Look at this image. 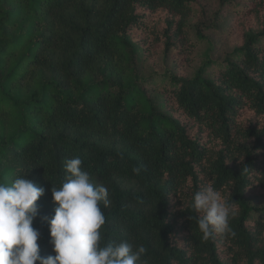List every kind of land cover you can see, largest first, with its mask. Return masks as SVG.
<instances>
[{
  "label": "trees",
  "instance_id": "16d2710c",
  "mask_svg": "<svg viewBox=\"0 0 264 264\" xmlns=\"http://www.w3.org/2000/svg\"><path fill=\"white\" fill-rule=\"evenodd\" d=\"M194 3L0 0V182L28 173L45 189L33 222L42 257L54 255L51 189L79 156L109 189L103 244L143 245L148 264H264V194H250L264 191V124L240 119L264 118V0H217L208 20ZM158 13L162 101L133 38ZM239 15L238 44L219 39ZM181 45L198 60L188 75L172 60ZM210 183L235 203V238H202L193 197Z\"/></svg>",
  "mask_w": 264,
  "mask_h": 264
},
{
  "label": "clouds",
  "instance_id": "9594fccd",
  "mask_svg": "<svg viewBox=\"0 0 264 264\" xmlns=\"http://www.w3.org/2000/svg\"><path fill=\"white\" fill-rule=\"evenodd\" d=\"M82 164L79 156L67 160L64 182L51 189L58 206L50 219L44 218L54 252L47 257L40 255V232L33 227L39 214L37 201L45 189L28 179V173L10 184L0 182V264H148L144 258L148 250L143 245L102 243L106 223L102 206L111 204L109 189L94 182ZM192 206L200 213L197 225L204 240L217 235L235 238L231 227L235 203L211 183L194 194Z\"/></svg>",
  "mask_w": 264,
  "mask_h": 264
},
{
  "label": "rangeland",
  "instance_id": "374dc122",
  "mask_svg": "<svg viewBox=\"0 0 264 264\" xmlns=\"http://www.w3.org/2000/svg\"><path fill=\"white\" fill-rule=\"evenodd\" d=\"M193 8L199 13L201 20H208L214 10L217 9V0H195ZM163 13H158L152 16H146L144 20V26L139 27L133 31V38L140 42L142 47V63L140 64L142 68V73L144 77H150L151 79L144 85L148 92L155 96L158 101L164 99L166 94L165 90L169 87V82L164 78L165 75V60H161L159 53V45L154 43V38L157 32L161 31L164 27L162 18ZM244 17L239 15L235 16L233 20V26L230 32H223L222 36H218L219 39L222 38L226 43L238 44L240 41V29L242 22L244 23ZM243 26V25H242ZM218 34V33H217ZM218 39V38H217ZM186 45L187 42H186ZM216 54H220L223 51V47L217 42ZM264 47V42L261 43ZM189 46V45H188ZM172 60L177 63V73L182 75H188L192 72L194 65H190V62L194 59L195 63L198 62L195 55L187 50L185 45L178 46L172 53ZM215 69L210 74H215ZM240 119L258 121L264 124V118H255L250 112L242 110L240 112ZM192 134H196V130L192 131ZM251 191V195H257V193L264 194L258 188H254Z\"/></svg>",
  "mask_w": 264,
  "mask_h": 264
}]
</instances>
